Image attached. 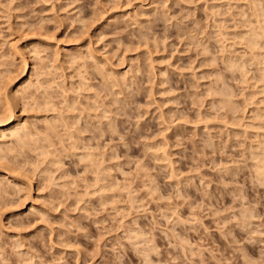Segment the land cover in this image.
<instances>
[{"label":"rangeland","instance_id":"374dc122","mask_svg":"<svg viewBox=\"0 0 264 264\" xmlns=\"http://www.w3.org/2000/svg\"><path fill=\"white\" fill-rule=\"evenodd\" d=\"M263 56L264 0H0V264H264Z\"/></svg>","mask_w":264,"mask_h":264},{"label":"bare ground","instance_id":"6f19581e","mask_svg":"<svg viewBox=\"0 0 264 264\" xmlns=\"http://www.w3.org/2000/svg\"><path fill=\"white\" fill-rule=\"evenodd\" d=\"M259 17V15H258ZM258 21L260 22V17L258 18ZM252 30H254V33H252V35L247 39L248 40V43H249V46L253 49L256 47V45L258 44V37H259V34L255 29H252L250 28L248 30V32H251ZM257 62L259 64H264V56L263 57H260ZM25 65H26V69L28 68V61L26 60L25 62ZM232 66H237V68L239 69H242L243 67V63H238V62H235V61H232L231 63ZM241 67V68H240ZM24 93H25V87H22V88H17L15 91H14V95L10 98L7 97L6 99V109L8 111L7 115L6 116H2L1 113H0V139L1 140H4V138L6 137V128H8L11 124H14L12 128H10V132L12 135H15L17 136L18 134V130L21 128V127H25L27 126V124L25 123H21L20 121V117L19 115L16 113L15 111V108H14V101L15 102H18L20 100H22L23 96H24ZM256 158H257V167H258V174L261 175V179L264 181V151L260 150L257 155H256Z\"/></svg>","mask_w":264,"mask_h":264}]
</instances>
